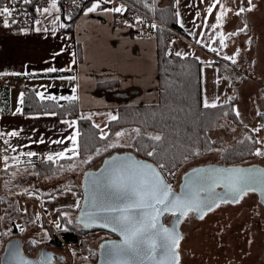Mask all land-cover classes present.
I'll use <instances>...</instances> for the list:
<instances>
[{
  "label": "crops",
  "instance_id": "crops-1",
  "mask_svg": "<svg viewBox=\"0 0 264 264\" xmlns=\"http://www.w3.org/2000/svg\"><path fill=\"white\" fill-rule=\"evenodd\" d=\"M93 2L95 0H92L87 7H90ZM156 3L159 8L171 6L175 13H179L178 16L176 15L177 23L185 34L175 37L170 43V49L174 52L188 54L187 52L193 50L202 52L207 57L214 55L213 57H217V59H214L213 69L216 71V77L220 80L224 78V73L228 78L230 72L234 74V70L235 75L238 74L239 77L264 75V63L260 62L261 58L258 56V54L264 53V46L261 42L264 39L262 34L264 33V0H251V3L249 0H219V3H216V0H156ZM214 3L216 7L209 14L206 9ZM120 5L122 4L118 0H104L100 8L91 13L86 11V7L75 23L74 32L68 30L66 26L60 27L61 24L65 25L64 17L67 15L60 2H57L59 11L41 12L40 17L36 20L40 21L39 24L35 21L27 26L8 27L5 30H0V80L7 75L22 79L21 86L0 83V95H2L4 88H7L6 92H8L7 95H3V99L5 98L7 103L0 104V133L6 134L12 130L20 133L17 137L0 136V144L5 140L9 141L5 149H15V151H5L4 149L3 152H0V175L2 177L4 173H9V175L15 172L19 173V170L25 165L32 169L30 173L25 172L20 176L12 174L18 181L17 185L21 184L20 181L27 180L29 176L28 183H25L27 184V191H23L24 194L21 193V197L28 198L25 202L30 206L32 204L30 197L37 199L38 192H48L61 188L52 195L38 198L43 208H46L45 204L52 203L54 205L47 209L50 216H54L53 209L55 210V208L53 207L55 205L58 211V208L62 206L76 204L79 198L76 195L77 192L71 187L73 183L69 182L71 180L76 182L77 176L73 172H68L67 169L61 171V168L59 176L52 180L53 182L59 180L63 183L59 182L57 186L54 185L44 190L47 188L43 179L46 176L36 174V171L33 170L35 169L33 162L38 159H47L48 155H53L55 159L57 152L71 148V141L67 137L78 130V123L74 128H69L63 121H77L76 118L46 114L52 112L31 114L22 112L23 105L19 102L20 93L23 92L24 86H30L35 88L37 92L55 96L57 99L75 94L78 96L79 105L82 108L81 114L90 117L93 122L96 114H106L108 111L118 109L116 103L110 101L106 95L96 93L95 87L98 82L117 80L119 88L122 90L138 89L134 95H141L144 99L143 103L158 102L156 35L149 33L140 36L138 26L126 23L118 24L116 12L104 11V9ZM253 5L254 7H252ZM241 6L251 7L252 10L237 16L235 13ZM44 7H50V3L48 2ZM224 10H227V14L222 26L212 29L210 25L216 23L217 14ZM245 25H247L246 28ZM37 28L40 31H37ZM241 28H245V31L236 35H228L238 32ZM249 28L251 32L257 34V43L256 46L253 45L251 50H246L242 35L246 34V31L249 32ZM221 38L224 39L226 46L219 43ZM254 38L252 39L254 40ZM229 39L236 40V46L238 45L242 51L240 61H236L235 64L231 60L225 59V57L233 56L238 50L228 43ZM76 43L81 45L83 58L81 62H78L76 73H73L75 63L73 64L72 61L75 60L73 53H76ZM62 48L64 49L63 52H61ZM212 48H216V52H220V55L218 56L213 52ZM58 52L60 55L56 56ZM190 54L195 55L194 53ZM218 62L222 63L223 72L218 70ZM206 63L211 64V62ZM203 65L204 62H202V69ZM69 66L71 71H57L55 73L47 71L50 67L67 69ZM70 76H75L76 79H68L67 77ZM202 76L203 71L201 81ZM60 77H64V79H60ZM214 77L212 75L207 83L209 102H213L218 95V87ZM73 88L76 89L75 93L72 91ZM18 107L21 108L19 113L16 112ZM41 140L43 143L40 142ZM57 140L64 142L54 143ZM27 152H34L36 155L29 157L26 155ZM67 154L71 155V153ZM4 156L9 157L7 161L9 167L6 170ZM18 157L21 159L18 160ZM68 164L70 163L65 166ZM64 175L66 178L63 179ZM70 178L72 179L70 180ZM36 179L39 180L38 183H35L37 182ZM31 180H35L34 185H30L29 181L31 182ZM39 183L41 184L38 185ZM16 184L12 188L16 187ZM19 196L17 190L11 192V189H6L0 199V205H2L0 216H5V211L6 214H9L7 211L11 208H18L17 199ZM8 205H12V207L6 209ZM39 209L42 216H46L41 207ZM14 218L15 216H12L9 219ZM17 227L20 230L18 225Z\"/></svg>",
  "mask_w": 264,
  "mask_h": 264
},
{
  "label": "trees",
  "instance_id": "trees-1",
  "mask_svg": "<svg viewBox=\"0 0 264 264\" xmlns=\"http://www.w3.org/2000/svg\"><path fill=\"white\" fill-rule=\"evenodd\" d=\"M92 0L87 1L79 8H76L64 18L66 20L65 26L68 30L74 32L75 23L83 13V9ZM135 4L144 8L158 17L159 20L166 25L178 30V32L185 34L182 28L177 23L175 11L171 6L159 8L156 0H131ZM70 17V18H69ZM116 22L118 24H135L131 21L127 11L116 13ZM168 31L163 28H157L153 33L157 39V58H158V80H159V100L157 103H132L128 99L115 98L112 92L119 90V83L117 80H110L105 82H98L95 87L97 94L106 95L110 101L116 103L117 120H110L107 123L108 135L105 139H101L100 128L96 125L90 117L81 114L82 108L79 105L78 99L74 102L67 100H44L41 101L36 95L35 88L30 86L23 87L24 103L22 112L25 113H39V112H55L59 117H72L77 119L78 143L80 145V154L72 160L61 159L53 162L47 159H38L33 162L34 170L40 175H54L67 163L78 158L90 155L91 160L86 163V168L93 166L96 162L104 159L112 152L119 151L123 145H116V147H107L111 139L119 129H134L139 128V135H135L133 140V148L135 153L141 157L151 160L159 167L163 164L162 169L164 176L169 175L173 178L178 168L192 157L196 156L201 150H208L214 146L219 145V140H213L209 133L218 128L220 121L227 118L234 124H239L240 115H236V104L238 97L234 96L232 99L217 103L215 108H205L203 106V89L201 84V69L202 61L198 56L192 54H181L176 56L172 49H170V42L167 40ZM75 68L73 73H76L78 62L82 61V49L80 43L75 46ZM219 71L223 72L221 62H218ZM7 88L0 95V104H6L7 100L3 99V95H7ZM263 91V89H262ZM1 92V91H0ZM262 96V103L264 96ZM132 97V96H131ZM130 97V98H131ZM129 98V99H130ZM8 102L9 98L7 97ZM260 122L264 123V112L259 113ZM160 135V141H154L150 136ZM254 139H244L236 146L227 147L223 153V158L229 162L242 159L243 157L254 156L255 150L260 143ZM107 148V150H105ZM155 150L153 156H148V151ZM99 150V154H97ZM236 154V157H233ZM231 160V161H230ZM79 195L80 201L83 198V187L73 184L71 186ZM61 188L42 193L40 196H48L55 193ZM81 204V203H80ZM67 206L58 208L60 219L63 227L54 230L51 224L45 219L40 224L41 228L47 230L48 235L46 239L47 249L59 253V251H67L65 243H78V249L73 253V258L77 259L81 256L85 257L86 262H95L99 257L98 247L90 246L98 238L100 231L109 233V238H117L115 233L100 227L85 228L77 221H72L68 216L62 215ZM77 214V213H76ZM76 216V215H75ZM71 220L72 223H67ZM166 222V216H164ZM10 232H4L1 237L4 241H8L9 237L23 236V231L19 230L15 224V218L10 220ZM31 238V237H30ZM34 239H26V253L34 255L39 243H33ZM68 249V248H67ZM84 261V262H85Z\"/></svg>",
  "mask_w": 264,
  "mask_h": 264
},
{
  "label": "snow or ice",
  "instance_id": "snow-or-ice-1",
  "mask_svg": "<svg viewBox=\"0 0 264 264\" xmlns=\"http://www.w3.org/2000/svg\"><path fill=\"white\" fill-rule=\"evenodd\" d=\"M32 0H23V3L30 4ZM104 0H95L91 3L90 7H87L88 13L95 12L100 8L101 3ZM50 7H44L43 9L37 8V12L51 13L59 11L57 6V0H49ZM219 3V0H216ZM251 3V0H249ZM216 4H211L206 9L209 14L212 13ZM223 8V5H221ZM254 7V5L252 6ZM252 8L239 7L236 11V15L244 13L245 11H251ZM108 12L121 13L125 11L123 5L104 9ZM227 10H224L217 14L216 23L210 25L212 29L221 27L225 21ZM178 16L179 13H176ZM199 15V13H197ZM13 17V10L4 6L0 8V17ZM70 18V17H69ZM59 19V17H56ZM3 24L8 27L10 24L9 19L4 18ZM14 23L15 20L13 19ZM55 23V20L53 21ZM37 24L40 21H36ZM65 25L61 24L60 27ZM153 28L157 27L155 24ZM247 25H245V28ZM245 28H241L236 33H229L228 35H236L239 32L245 31ZM40 31L39 28L36 29ZM199 42V41H198ZM219 43L222 46H226L224 39L221 38ZM216 52V48L211 49ZM64 49H61L63 52ZM60 52L56 53L59 56ZM75 54L73 53V56ZM176 56H181L180 52L175 53ZM239 55V50L233 55L225 57V59L231 60L232 63H236V56ZM55 58V57H54ZM199 59V58H197ZM72 63H75L73 59ZM50 73L57 71H71V67L67 69H57L50 67L47 69ZM68 79L75 80V76L67 77ZM64 79V77H60ZM73 93L76 89L73 88ZM36 95L41 101L44 100H56L57 97L51 95H45L42 92H37ZM59 99L74 102L78 99L75 94L66 97H59ZM218 99V97H217ZM19 102L24 103V93H20ZM203 106L205 108H215L217 104L215 102H209L205 97L203 100ZM16 112H21V108H17ZM50 115H56L55 112L46 113ZM236 115L240 113L237 110ZM110 120H117V116L109 114ZM64 124H67L69 128H74L77 121L64 120ZM96 128H100L99 124L94 125ZM139 135L140 130L134 129ZM254 131H259L255 129ZM7 135L9 137H17L20 135L19 131L12 130L8 133H0V136ZM79 131H74L73 134L67 137L71 141V148L64 151L57 152L55 154V160L61 159L72 160L74 157L79 156L80 145L78 143ZM107 133L101 131V139L107 137ZM117 137L125 135L124 132H116ZM154 141H160L161 136H150ZM250 139V138H249ZM8 144L9 141H3ZM43 143V140L40 141ZM63 140L54 141V143H63ZM256 143H264V141H256ZM107 147H116L115 144H109ZM15 151L14 148L5 149V151ZM107 150V148L105 149ZM67 153H71L68 155ZM99 154V150H97ZM155 150L148 151V156H153ZM198 154V153H197ZM255 155L264 156V151L260 148H256ZM27 156L33 157L36 155L34 152H27ZM9 157L4 156L5 170L9 167L7 161ZM92 157L89 156L84 162H88ZM47 161L53 162V155L47 156ZM107 165L98 174H85L88 184L87 188V200L86 203L90 205V211L82 212V218L86 219L88 223L84 226L88 227L98 221L103 228H110L112 232L119 233L121 239L119 241H106L101 244L104 256V264H180V240L183 238L176 230V227H166L161 223V217L166 213H171L173 216L179 214L180 217H187L190 213H202L205 208L209 211L212 210V205L216 203L211 199V194H214V190L219 185H223L227 189V194H230L233 202H239V200L249 192L259 190L264 195V170H253L243 168H227V169H194L193 175L188 183L185 185V190L181 195H177L172 191L171 185L167 184L161 172L157 170L151 164H146L143 161L134 159L131 156H113L110 160L105 161ZM73 167V165H70ZM165 166L159 165L162 170ZM71 189L69 188V191ZM206 195L201 196V193ZM226 202V201H225ZM76 207H80V201L77 200ZM218 206V205H217ZM67 217L68 213H62ZM203 219V215L199 216ZM179 221H177L178 223ZM57 228L61 225L59 222H54ZM67 223H72L68 220ZM23 231V229H21ZM36 243V241H33ZM52 257L49 255L43 262L28 261L21 258L19 264H50Z\"/></svg>",
  "mask_w": 264,
  "mask_h": 264
},
{
  "label": "rangeland",
  "instance_id": "rangeland-1",
  "mask_svg": "<svg viewBox=\"0 0 264 264\" xmlns=\"http://www.w3.org/2000/svg\"><path fill=\"white\" fill-rule=\"evenodd\" d=\"M135 24V23H134ZM137 27V25L135 24ZM264 32V31H263ZM264 35V33H262ZM243 37V43H245L246 50H251V48L256 46L257 41V34L254 32H251V29L249 28V32L246 31V34L242 35ZM253 37L254 40L252 39ZM236 40H230L229 42L234 49L239 50V55L236 56V61H240L242 51L236 46ZM262 46H264V39H262ZM196 43V42H195ZM198 43V41H197ZM199 44V43H198ZM170 46V45H169ZM207 47V46H205ZM264 49V47H263ZM188 54L194 53L195 55H198V58L202 62H204L203 65V76H202V89H203V95L205 93V97L209 100L208 97V82L211 79L212 75H214V79H216V84L218 87V99L213 100V102L221 103L224 101H228L232 99L234 96L238 97V102L236 104V109H238L240 113V121L239 124H234L231 122V120L225 118L222 121H220V124L218 125V128L215 129L213 132L209 133V136L213 140H219V145L214 146L212 148H209L208 150H201L196 156L192 157L191 160L189 159L185 163H183L177 170L176 174L173 177L174 185H177V183L181 180L182 173L190 168L191 166L199 163L204 162H223L227 161L223 158V153L225 152L226 148L229 146H225L221 140V137H226V142L230 144H233V146L239 142H243L244 139H257L258 141H264V123L260 122V112H264V101L262 103V96H264V75L262 76H237L233 72L229 73L228 78H226V74L224 73V78L222 80L218 79L216 77L215 73L216 71L213 69L215 60L217 57L209 56L207 57L202 52L197 51H190L187 52ZM218 56L220 55V52H215ZM215 54V55H216ZM259 58H261L260 62L264 63L263 56L264 53L258 54ZM211 62V64L206 63ZM214 71V72H213ZM218 74V73H217ZM263 89V91H262ZM159 91V87H158ZM129 102L132 103H143L144 99L141 95H134L130 99H128ZM146 101V100H145ZM157 103V102H154ZM118 108V107H117ZM117 109L108 111L106 114L104 113H98L96 114L94 118V122L96 124L100 125V131H104L108 133V126L107 121H109V114L117 116ZM236 125V131L235 135L241 133V128H244L247 131L248 136L243 135L240 136V139L237 141H234L231 138V128L230 126ZM139 129V128H134ZM134 129H119L118 132H124L125 135L122 137H117L116 135L113 136V138L110 141V144L115 145H123V147L119 151H134L133 148V140L135 135L137 134ZM255 129H259V131H254ZM140 130V129H139ZM245 131V132H246ZM254 135V136H253ZM257 148H260L262 151H264V143H260ZM135 152V151H134ZM90 155L82 158H78L74 161V163L69 162L65 168H62L61 171L67 169L68 172H73L77 176L76 182H72V178H70L71 182L73 184H77L80 186L83 185V179L87 172L86 163L84 162L87 160V158ZM233 157H236V154H233ZM21 159L18 157V160ZM103 159L96 162L93 166L89 168H97L101 164ZM231 161V160H230ZM237 161H244V162H252V161H258L262 164H264V156H258V155H252L248 157H243L242 159L237 158L234 160ZM229 162V161H227ZM70 165H73V167H70ZM73 169V170H72ZM32 169L28 168L26 165L21 168L19 173L15 172L12 174L15 175H22L25 174V172H29ZM34 170V169H33ZM72 170V171H71ZM36 171V170H35ZM9 175V173H4V175L1 177L0 175V199L3 196V193L6 191V189H11V192L18 191L19 197L17 199L18 208H11L7 212L10 214H6L5 216H0V263H1V257L5 248V245L7 242L3 240L4 232H10V219L12 216H15V221L20 230L25 229V232L23 233V239L25 240L26 245V239H34L39 243L38 248H44L46 246V239L48 232L46 229L41 228L40 224L45 219L49 224L52 225L54 230H58L63 227V223L60 222V215L59 211L56 209L54 211V216H50V213H48V210L50 207L54 206L52 203L45 204L46 208H43L41 202L39 203V197L42 193H45L44 191L37 193V199L31 198L30 196V202L32 203L31 206L25 202L28 198L21 197L23 191H27V180L20 181V185H17L18 182L15 176ZM36 174H39L36 171ZM40 175V174H39ZM67 175V174H66ZM66 175L63 176V179L66 178ZM35 176V175H34ZM43 176V175H42ZM59 176V172H57L54 175H47L43 179L46 182V189L52 186H57V184L60 182L59 180L56 182H53V178H57ZM39 178V177H36ZM38 183L39 180L36 179ZM35 180L29 181L30 185H34ZM63 183V182H60ZM68 183V184H69ZM16 184L14 188L12 186ZM39 183L38 185H40ZM65 185V184H64ZM71 192V191H70ZM24 194V193H23ZM77 195V194H76ZM42 197V196H41ZM82 197V196H81ZM78 195V200L80 201L81 198ZM255 193H250L248 197L245 198V200H241L240 202L229 205V206H223L220 207L212 212L211 214H207L206 218L198 219V218H192V220L186 224L183 225V230L186 232L185 237L181 240V257L180 261L181 264H264V206L259 202ZM81 203V201H80ZM257 203V204H256ZM29 205V207H28ZM74 205H65L67 206L66 209L63 211L67 212L69 214V218L72 221L76 220L77 212L80 208L76 207ZM7 207V208H6ZM5 208L8 209L12 207V205H8ZM43 210V213L46 216H42L41 210ZM81 207V204H80ZM261 207V208H260ZM4 208V207H3ZM4 208V209H5ZM2 209V205H0V210ZM52 209V208H51ZM77 213V214H76ZM0 214L2 212L0 211ZM76 215V216H75ZM54 222H59L61 227L57 228L55 226ZM110 234L106 233L104 231H100L98 234V238L95 242H92L90 246L97 248L98 244L101 240L109 238ZM31 237V238H30ZM10 238V237H9ZM78 244V243H77ZM66 250L67 251H59L61 253L62 258L60 261L56 262L55 264H79L81 262H84L86 259L85 257L81 256L80 258H73V253L75 252L77 248H74L69 243H65ZM79 245V244H78ZM38 248L36 251H38ZM68 248V249H67ZM36 253V252H35ZM34 253V254H35Z\"/></svg>",
  "mask_w": 264,
  "mask_h": 264
},
{
  "label": "water",
  "instance_id": "water-1",
  "mask_svg": "<svg viewBox=\"0 0 264 264\" xmlns=\"http://www.w3.org/2000/svg\"><path fill=\"white\" fill-rule=\"evenodd\" d=\"M137 92H138V89H136V88H131V89H128V90L119 89V90H116V91L112 92V95L115 98H119V99H122L123 101H126V99H129L131 96H133ZM113 156H121V157L131 156V157H133L136 160L143 161L146 164H151L154 167H156L158 171L161 172V175H162L164 181L167 184H170L168 179L164 178L165 176H164V173L162 172V170L157 165H155L154 162H152L149 159H146V158L144 159V158L139 157L134 151H115V152H112L110 155L106 156L102 160V162L99 165V167H97V168H89V169H87L86 173L87 174H98L100 171H102L104 168L107 167V165L105 164V161L110 160V158L113 157ZM210 168H211V166H210ZM196 169H198V168H196ZM199 169H204V167H201ZM261 170H264V167H261ZM192 172L193 171H191V172L187 173L185 176H183L184 177L183 178L184 181H183L182 187H181V189H180V191L178 193L174 190V187L172 186V184H170L171 188H172V191L175 194H177V195H181L182 194V192L185 190V185L188 183V180L193 175H195V174L192 175L191 174ZM82 187H83V200H82V203H81V207H79L80 209L78 211V214H77V217H76L75 221H77V223H79L81 226L85 227L84 224L88 223V221L86 219L82 218L81 214H82V212H87V211L91 210L90 209V205L88 203H86V200H87V188H88V184H87V181H86V176H84ZM257 191L260 193L259 190H257ZM225 194L226 193L224 192V195ZM204 195H205L204 193H201V196H204ZM224 195L220 191H217V193L215 195L211 194V199L216 201V203L213 204L212 207L221 204L222 203L221 201L223 200ZM208 211L209 210L207 208H205L204 211L202 213H198L197 216H200V215L205 216ZM182 219H183V217H180L179 214H177L176 216H173V219H172L171 223L168 225V224H166L164 222V216H162L161 217V223H163L166 227L175 226L176 230L183 237L184 233H183L182 230H180V225H181ZM177 221H179V222L177 223ZM100 223H102V222L98 221V222H96L94 224H91L88 227H85V228H90V227L103 228V227L100 226ZM103 229H106V230L112 232L110 228H103ZM112 233H115L117 235V238H106V239H103V240H101L99 242V244H98L99 257H98V259H96L97 261H95V262H90V261L86 262L85 261V262H81L79 264H104V256L102 255L103 250L100 247L101 244L105 243L106 241H119L121 239V237L119 236V233H116V232H112ZM22 245H23V240H22L21 237L16 236V237H13V238H9V240L7 241V243L5 245V248H4L2 257H1V263L0 264H19L21 258L24 259V260H28V261L43 262V261H45L46 257L49 256V255L52 257V259L50 261V264H55L56 262L60 261L61 258H62L61 253H56V252L50 250V248L47 249V247L38 248V251H36V253L34 255H28L25 252V250H22ZM179 249H180V247H179ZM179 249H178V251H179ZM180 264H181V261H180Z\"/></svg>",
  "mask_w": 264,
  "mask_h": 264
},
{
  "label": "built area",
  "instance_id": "built-area-1",
  "mask_svg": "<svg viewBox=\"0 0 264 264\" xmlns=\"http://www.w3.org/2000/svg\"><path fill=\"white\" fill-rule=\"evenodd\" d=\"M89 0H57V2L61 3L62 9L66 14H70L79 6H82ZM124 6L125 10L128 12L131 21L138 26V34L140 36L153 33L157 28H163L167 30L168 37L167 40L169 42L173 41V39L177 36H180L181 33L178 32L175 28L166 25L164 22L158 19L157 16L152 14L151 12L145 10L139 5L135 4L131 0H118ZM49 2V0H32L30 4L23 3V0H0V8L7 6L10 10H13V17H0V30H5L8 27H22L27 26L29 24L34 23L40 17L41 12H37L36 9L43 7ZM7 18L10 21L8 27H5L3 24V19ZM15 20L13 23L12 20ZM155 24L157 27L153 28L152 25ZM0 83L5 85H15L21 86L22 79L12 75L3 76L1 78ZM0 152L8 146L4 142L0 144ZM169 182H173V178L169 177V175L165 176ZM71 246L77 248L78 244L71 243Z\"/></svg>",
  "mask_w": 264,
  "mask_h": 264
},
{
  "label": "flooded vegetation",
  "instance_id": "flooded-vegetation-1",
  "mask_svg": "<svg viewBox=\"0 0 264 264\" xmlns=\"http://www.w3.org/2000/svg\"><path fill=\"white\" fill-rule=\"evenodd\" d=\"M230 128H231V132H232L231 138L234 141L239 140L240 139V136H242V135H243V138H244V136H248L247 135V131L244 128H241L240 129L241 130V133H239L237 135L234 134L235 131H236V125H233V126L231 125ZM221 140H222V142H223V144L225 146H229L230 147V146L233 145V144H230L229 145V143L226 142V137L225 136L221 137ZM210 166H211V168H210ZM201 167H204V170L213 169V168H215V169L243 168V169H253V170L259 171V170H261V167H264V164H262V163H260L258 161H252V162H244V161H237V162H235V161H231V162H227V161L215 162L214 161L213 162L212 161V162H204V163L195 164V165L191 166L190 168H188L187 170H185L182 173V175L180 176L181 177V180L177 183V185H174V183H173L174 190L178 193L180 191V189L182 187V184H183V181H184V179H183L184 177L183 176H185L187 173L193 171L194 169H196V168L199 169ZM191 174L193 175L195 173L192 172ZM217 191L222 192L223 195H224V192L226 193L224 195V197H223V200L221 201L222 203L219 204L218 206L212 207V210L211 211H208L206 213V215L203 216V218H206L207 217V214H211L210 212H212V211H214V210H216V209H218L220 207L229 206V205H233V204L238 203V202H233L231 195L230 194H227V189H225L223 185H219L218 187H216L215 190H214V194L213 195H215L217 193ZM250 193H255L256 196H257V198H258L256 200H259V202L264 206V195H262L261 192L259 193L258 191L249 192L248 194L244 195L239 200V202L241 200H245V198L248 197V195ZM197 215H198V213L192 212L187 217H183L182 222H181V225H180V230H182L183 233H184L183 238L186 235V232L182 229L183 228V225L186 224V223H188V222H190L192 220V218H198V219H200L199 216H197ZM164 216H166V222L165 223L169 225L171 223L172 219H173V215L171 213H167ZM19 237H21L22 240H23L22 250H25V252H26V249H24L25 248V240L23 239V236H19ZM181 240H180V242H181ZM180 249H181V243H180ZM179 252H180V257H181V251L179 250Z\"/></svg>",
  "mask_w": 264,
  "mask_h": 264
}]
</instances>
